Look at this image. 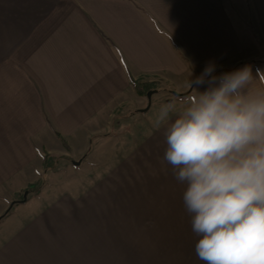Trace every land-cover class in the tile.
<instances>
[{
    "label": "crops",
    "instance_id": "obj_1",
    "mask_svg": "<svg viewBox=\"0 0 264 264\" xmlns=\"http://www.w3.org/2000/svg\"><path fill=\"white\" fill-rule=\"evenodd\" d=\"M209 63L216 76L246 65L254 75L264 72V0H0V212L40 178L44 156L91 167L98 144L133 133L121 126L129 123L130 107L140 175L148 165L175 180L163 161L164 126L153 127L156 116L145 125L148 99L135 93L132 81L187 92L166 102L184 107L195 90L207 89L189 82ZM114 124L120 133H113ZM61 173L46 175L36 200ZM23 208L17 204L0 230L19 221ZM72 208L55 199L25 227L14 225V233L49 234L55 219L73 217ZM190 220L188 214V248L195 252L199 237ZM155 242L145 247L142 240L146 256ZM6 243L0 264H7Z\"/></svg>",
    "mask_w": 264,
    "mask_h": 264
},
{
    "label": "rangeland",
    "instance_id": "obj_2",
    "mask_svg": "<svg viewBox=\"0 0 264 264\" xmlns=\"http://www.w3.org/2000/svg\"><path fill=\"white\" fill-rule=\"evenodd\" d=\"M141 82L154 91L144 104L148 109L145 116L150 119L145 125L149 128L162 104L181 97L158 83ZM178 94L185 96L187 92ZM182 109L177 106V111ZM129 111V123L121 126L133 127V133L129 132L125 141L117 136L98 144L102 148L93 156L94 167L92 163L91 167L78 169L73 162L80 163L79 159H53L48 174L62 173L44 188L42 198H37L40 201L34 195L36 189L28 187L12 197V201L25 205L17 216L20 227L37 218L55 199L68 200L74 212L71 218L67 213L55 219L51 233L42 236L33 231L14 233L19 221L0 230V245L8 242L10 249L7 264H200L194 250L188 248V213L182 200L185 186L176 179L159 176L148 165L145 168L149 172L140 175L136 163L137 124L131 117L133 108ZM113 126V133H120V125ZM8 208L6 205L4 212ZM142 240L145 247H149L150 240L156 241L153 255L143 253Z\"/></svg>",
    "mask_w": 264,
    "mask_h": 264
},
{
    "label": "clouds",
    "instance_id": "obj_3",
    "mask_svg": "<svg viewBox=\"0 0 264 264\" xmlns=\"http://www.w3.org/2000/svg\"><path fill=\"white\" fill-rule=\"evenodd\" d=\"M209 63L182 110L162 104L163 161L185 186L183 205L204 264H264V72L246 65L220 76ZM193 89V88H192ZM176 118L169 120L170 114Z\"/></svg>",
    "mask_w": 264,
    "mask_h": 264
},
{
    "label": "trees",
    "instance_id": "obj_4",
    "mask_svg": "<svg viewBox=\"0 0 264 264\" xmlns=\"http://www.w3.org/2000/svg\"><path fill=\"white\" fill-rule=\"evenodd\" d=\"M132 85H133V88L135 90V93L138 95V96H141V97H146L147 93L149 91H151L147 84H143L141 82V80H137V81H132ZM171 93H174L175 96L177 97H182L184 95L182 94H178L176 92H173L171 91ZM59 137V135H58ZM60 138V137H59ZM54 158L52 157H47V156H44L42 158L43 160V172L42 174L40 175V179L42 180V182H38L39 184H31L28 186L29 189H36V191L34 192V195H38L39 192L41 191V188L43 187V185H45L44 181L45 178H46V175L48 174V170L51 169V165H52V160ZM40 180V181H41ZM35 187V188H34ZM27 199H25V202H26ZM18 203L12 201L10 204H9V208L0 216V224L6 220V218H8L12 212H13V209L14 207L17 205Z\"/></svg>",
    "mask_w": 264,
    "mask_h": 264
},
{
    "label": "water",
    "instance_id": "obj_5",
    "mask_svg": "<svg viewBox=\"0 0 264 264\" xmlns=\"http://www.w3.org/2000/svg\"><path fill=\"white\" fill-rule=\"evenodd\" d=\"M153 93H154V91H152V90L147 93L146 98L148 99V101H149V99ZM79 164H80L79 162H73L74 166H78ZM25 199H26V197L24 196L23 201H25Z\"/></svg>",
    "mask_w": 264,
    "mask_h": 264
}]
</instances>
